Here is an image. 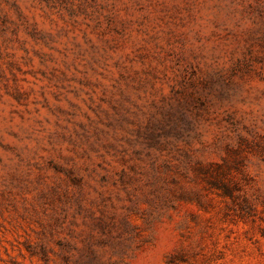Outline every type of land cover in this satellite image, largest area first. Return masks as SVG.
Masks as SVG:
<instances>
[{
    "label": "rangeland",
    "instance_id": "374dc122",
    "mask_svg": "<svg viewBox=\"0 0 264 264\" xmlns=\"http://www.w3.org/2000/svg\"><path fill=\"white\" fill-rule=\"evenodd\" d=\"M0 264H264V0H0Z\"/></svg>",
    "mask_w": 264,
    "mask_h": 264
}]
</instances>
